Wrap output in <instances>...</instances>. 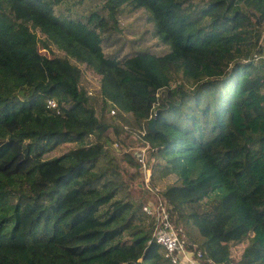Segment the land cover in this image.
Segmentation results:
<instances>
[{"label": "trees", "instance_id": "16d2710c", "mask_svg": "<svg viewBox=\"0 0 264 264\" xmlns=\"http://www.w3.org/2000/svg\"><path fill=\"white\" fill-rule=\"evenodd\" d=\"M263 38L264 0H0V264H172L159 201L199 264H264Z\"/></svg>", "mask_w": 264, "mask_h": 264}, {"label": "built area", "instance_id": "2783aa9c", "mask_svg": "<svg viewBox=\"0 0 264 264\" xmlns=\"http://www.w3.org/2000/svg\"><path fill=\"white\" fill-rule=\"evenodd\" d=\"M264 58L263 54L255 53L252 56L253 60ZM50 107L55 106V102L50 100L48 102ZM112 114L114 113L111 110ZM139 162L145 171L144 180L149 181L150 172L145 168V148H142L137 154ZM143 210L149 214L154 215L156 218V229L154 231V240L165 249V257L168 258L172 264H199L194 258V251L189 250L184 232L180 225L175 226L168 214L165 205L159 201L158 203H148L143 206ZM200 256V253H198ZM211 261V260H210Z\"/></svg>", "mask_w": 264, "mask_h": 264}, {"label": "rangeland", "instance_id": "374dc122", "mask_svg": "<svg viewBox=\"0 0 264 264\" xmlns=\"http://www.w3.org/2000/svg\"><path fill=\"white\" fill-rule=\"evenodd\" d=\"M100 4H102V1ZM60 11L61 12L64 11V7H61ZM87 13H84V15ZM68 15H73V14L69 13ZM145 18H146L145 13L142 10H135L130 14L125 12V10H124L122 13H120L116 16V20H117L116 24H118V27H122V28L126 27L128 24H131V27L133 29L138 30L135 33L136 36H142L143 38L146 39L147 34L145 33V30L148 28V31H149V29L151 28V25L146 22ZM111 24H113V18L109 19L108 25H111ZM117 33H118V31H116L115 28L109 29V31H107V35H109V36H112V35L117 34ZM109 42H110V40H109ZM263 42H264V38H263ZM263 47H264V43H263ZM82 69L85 70L84 68H82ZM86 74L88 75V78H90L93 81V83L97 82V79L91 77L87 73V71H86ZM111 114H112V112H111ZM125 145L128 146L130 144H125ZM136 151L137 150H135V152H133V154H135ZM121 165H123L125 167V170H126L125 178L127 179L130 188L135 192V194H137L138 189H137L136 185H137V183L141 182V178H140V174L138 173V170H135L131 166H128L126 163H121ZM129 175L132 176L131 179L129 178ZM143 179H144V175H143ZM148 203H151V202H148Z\"/></svg>", "mask_w": 264, "mask_h": 264}, {"label": "water", "instance_id": "95a60500", "mask_svg": "<svg viewBox=\"0 0 264 264\" xmlns=\"http://www.w3.org/2000/svg\"><path fill=\"white\" fill-rule=\"evenodd\" d=\"M148 128H149L150 131H153L155 129L154 128V119L149 122Z\"/></svg>", "mask_w": 264, "mask_h": 264}]
</instances>
